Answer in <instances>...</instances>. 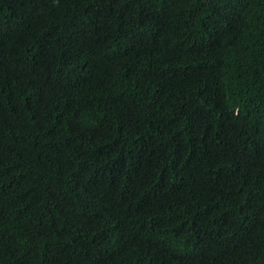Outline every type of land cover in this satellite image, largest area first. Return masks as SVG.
<instances>
[{
	"label": "trees",
	"instance_id": "16d2710c",
	"mask_svg": "<svg viewBox=\"0 0 264 264\" xmlns=\"http://www.w3.org/2000/svg\"><path fill=\"white\" fill-rule=\"evenodd\" d=\"M0 264H264V0H0Z\"/></svg>",
	"mask_w": 264,
	"mask_h": 264
}]
</instances>
